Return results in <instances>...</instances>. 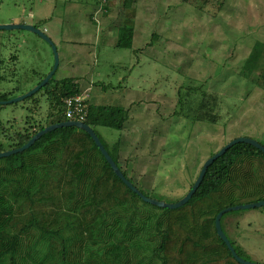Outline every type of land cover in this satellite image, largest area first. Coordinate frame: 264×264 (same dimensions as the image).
I'll use <instances>...</instances> for the list:
<instances>
[{
	"label": "rangeland",
	"instance_id": "rangeland-1",
	"mask_svg": "<svg viewBox=\"0 0 264 264\" xmlns=\"http://www.w3.org/2000/svg\"><path fill=\"white\" fill-rule=\"evenodd\" d=\"M201 1L0 0V25L29 24L50 36L59 59L54 74L57 80L75 78L72 66L60 61L57 42L64 29H83L75 18L89 22L92 13L93 20L102 23L100 27L109 29H116L121 24L116 20L122 18L133 23L134 50L97 48L96 64L87 75L95 90L92 95L87 89L81 92L91 95L92 102L111 98L110 104H122L125 88L136 92L133 103L123 110L126 120L121 121L122 111L108 119L120 129L98 125L94 130L109 151L118 141L121 168L137 188L158 202L181 199L204 160L227 141L247 137L264 146V91L237 76L254 42L264 43V0H223L214 15L210 13L215 9L213 2L201 9ZM88 29L95 27L89 25ZM0 61V96L10 100L49 73L53 52L30 31L0 30ZM86 86V82L80 83L81 88ZM187 86L201 87L207 95L217 97L216 123L175 114L179 89L189 108L201 99V92H187ZM37 97L40 110L34 118L40 119L47 105L44 95L38 93ZM86 104L87 113L96 116ZM22 105L28 107L31 102L1 105L0 117L22 125L27 113ZM222 226L242 259L264 264V206L232 211Z\"/></svg>",
	"mask_w": 264,
	"mask_h": 264
},
{
	"label": "trees",
	"instance_id": "trees-1",
	"mask_svg": "<svg viewBox=\"0 0 264 264\" xmlns=\"http://www.w3.org/2000/svg\"><path fill=\"white\" fill-rule=\"evenodd\" d=\"M209 2L214 15L223 0H203L198 8L213 6ZM118 34L115 47L132 50V28L120 27ZM237 76L264 91V43L254 42ZM81 89L73 78L57 80L53 75L22 101L31 102L21 106L27 112L22 125L0 117V152L22 146L45 126L67 121L64 100ZM186 90L201 92V99L189 108L179 89L175 114L216 123L217 97L201 87ZM38 93L44 95L47 108L44 118L35 119ZM120 117L126 120V111ZM108 119L86 112L82 122L94 132L98 125L120 129ZM99 140L134 185L118 162V141L109 151ZM261 200L264 154L252 145L227 148L207 168L191 198L168 209L142 201L126 187L85 131L61 127L23 152L0 158V264H240L217 236L214 218L228 206ZM230 212L220 219L223 232V219Z\"/></svg>",
	"mask_w": 264,
	"mask_h": 264
},
{
	"label": "water",
	"instance_id": "water-1",
	"mask_svg": "<svg viewBox=\"0 0 264 264\" xmlns=\"http://www.w3.org/2000/svg\"><path fill=\"white\" fill-rule=\"evenodd\" d=\"M12 29L27 30V31H30V32L38 35L43 40H45L51 46V49L53 52V66H52V69L49 71V73L47 75H45L37 85H35L34 87H32L27 92L13 98V99L6 100V101H0L1 105L21 102L25 98H28V97L32 96L33 94H35L36 92H38V90L41 89L49 81V79L54 75V73L56 72V69L58 67V63H59L56 47L53 44L52 40L43 31H41L40 29H38L32 25L22 24V23L0 25V30H12ZM61 127H76L78 129L85 131L87 133V135H89L90 138L93 140V142L95 143V145L99 149L100 153L102 154V156L106 160V162L110 165V167L113 170V172L115 173V175L122 182H124L126 187H128L132 192H134L136 195H138L142 201L149 203L151 205L157 206V207L168 208V209L179 208L180 206L185 204L191 198L193 193L196 191L197 187L199 186L200 182L203 179V176H204L207 168L212 164V162L216 158L221 156L227 150V148H230L232 145H234L236 143H246V144L252 145L253 147L259 149L264 154V146H262L260 143H258L257 141H255L253 139H250L247 137H236L230 141H227L226 144H224L216 152H214L211 156H209L207 159L204 160V162L202 163L201 168L198 172V175L195 178L194 182L192 183L190 189L187 191V193L181 199H179L178 201H176L174 203H165L162 201L158 202L155 199H151V198L144 196L129 180H127L124 177V174L120 171L118 166L113 162V160L111 159L108 152L105 150V148L101 144L99 138L97 137V135L95 134L93 129L89 125H87L86 123L81 122V121L67 120V121H63L60 123H55V124L45 126L43 129L37 131L22 146H20V147L18 146L17 148H13V149H9V150L0 152V158L23 152L24 150L29 148L43 134L50 132V131H53L57 128H61ZM263 206H264V200L257 201L254 203L239 204V205L230 206V207L228 206L227 208L220 210L214 218V227H215V231H216L217 236L222 241H224V244L226 245L227 249L230 251L232 257L240 264H256V263H251V262L245 261L244 259H242L240 256H238L236 254L234 248L232 247V245L228 241L226 235L224 234V232L221 228L220 219H221L222 215L227 213L228 211L230 212V211H238V210H247V209L260 208Z\"/></svg>",
	"mask_w": 264,
	"mask_h": 264
},
{
	"label": "crops",
	"instance_id": "crops-1",
	"mask_svg": "<svg viewBox=\"0 0 264 264\" xmlns=\"http://www.w3.org/2000/svg\"><path fill=\"white\" fill-rule=\"evenodd\" d=\"M124 3H129L126 1ZM123 3V4H124ZM105 12L103 15L107 14L108 7L104 6ZM89 22L77 20V23L82 26L83 29H64L61 32V37L57 41L60 47V61L64 65H71L73 73L75 74V82L80 87V83L86 82L88 86L83 87L82 89H87L89 92L91 91V95L94 92V88L92 86V81L88 79L87 75H90L92 68L96 64V50L99 47L106 48L110 46L115 47V43L117 41L118 29L120 27L126 26L132 28V49L137 46L135 45V34L136 29L133 23H126L123 22L124 19L122 18L121 21L116 20L117 22H121V24L115 25L116 29H109L104 23L103 25L106 27H100L101 22L97 19L93 20V14L90 13ZM95 16V15H94ZM127 19V18H126ZM92 20V21H90ZM95 22V23H94ZM94 26L95 29H88V26ZM101 28V29H100ZM45 30H43L44 32ZM72 34L74 37H69ZM50 37V36H49ZM113 40V45H112ZM117 48V47H116ZM87 77V78H86ZM73 78V77H72ZM83 78V79H82ZM91 85V87H90ZM90 87V88H88ZM102 88L99 89L96 93H101ZM80 94H85L86 103H88L89 108H93L94 112L97 114H105L109 118H114L117 111H123L125 108H128L130 104L133 103V99L136 97V92L132 90V88H125L122 93L121 102L122 104H110L108 101H111V98H105V102H92L91 95H89L86 91H82ZM99 99H103L104 96L99 95ZM89 99V101H88ZM113 102V101H112ZM115 103V102H114ZM91 113V112H90ZM129 119L131 117V109L129 110Z\"/></svg>",
	"mask_w": 264,
	"mask_h": 264
},
{
	"label": "built area",
	"instance_id": "built-area-1",
	"mask_svg": "<svg viewBox=\"0 0 264 264\" xmlns=\"http://www.w3.org/2000/svg\"><path fill=\"white\" fill-rule=\"evenodd\" d=\"M86 95L78 94L73 97H68L64 100L65 117L67 120L83 121L85 118L86 109Z\"/></svg>",
	"mask_w": 264,
	"mask_h": 264
},
{
	"label": "flooded vegetation",
	"instance_id": "flooded-vegetation-1",
	"mask_svg": "<svg viewBox=\"0 0 264 264\" xmlns=\"http://www.w3.org/2000/svg\"><path fill=\"white\" fill-rule=\"evenodd\" d=\"M1 64H2V61H0V66H1ZM1 68V67H0Z\"/></svg>",
	"mask_w": 264,
	"mask_h": 264
}]
</instances>
